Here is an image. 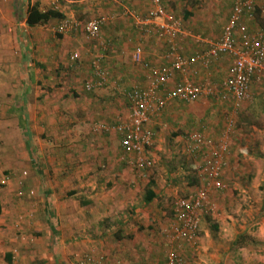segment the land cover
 <instances>
[{"label":"crops","instance_id":"0c3cea01","mask_svg":"<svg viewBox=\"0 0 264 264\" xmlns=\"http://www.w3.org/2000/svg\"><path fill=\"white\" fill-rule=\"evenodd\" d=\"M164 2L180 21L175 44L185 58L219 39L231 13L214 21L189 7L185 20L177 17V0ZM35 4L59 16L28 26L27 9ZM149 8L148 0H0V186L10 184L11 173L24 197L0 196V264H165L169 246L162 231L173 222L176 196L198 187V161L185 154V138L203 131L220 140L221 117L231 103L217 95L190 103L170 97L182 80L175 72L162 92L165 108L147 125L154 133L153 165L145 179L139 176L113 126L129 119L126 93L149 83L148 69L133 61L134 48L141 46L150 67L169 64L164 39L143 33ZM95 18L104 22L99 40L92 41L82 26ZM67 20L80 26L58 32ZM99 54L107 82L86 91ZM230 69L231 59L223 55L208 68L197 62L188 79L219 92ZM250 89L252 100L239 112L253 115L252 130L226 139L222 180L242 188L250 175L235 173L253 171L251 187L260 199H216L228 194L211 192L222 212L201 218L196 241L181 251L186 264H264V76ZM97 126L111 129L95 131ZM151 183L154 196L147 202Z\"/></svg>","mask_w":264,"mask_h":264},{"label":"built area","instance_id":"2783aa9c","mask_svg":"<svg viewBox=\"0 0 264 264\" xmlns=\"http://www.w3.org/2000/svg\"><path fill=\"white\" fill-rule=\"evenodd\" d=\"M148 1L150 8L142 20L147 25L143 33L164 39L169 47L164 59L169 64L159 68L150 67L148 63H143L141 46L134 48L133 61L148 69L149 83L144 88H133L126 93L129 101V119L113 126L120 137L119 146L122 152L134 156L131 163L139 176L144 178L145 171L153 165L150 151L154 133L147 125L151 117L165 108L166 99L163 98L162 92L175 72L182 75V80L175 85L170 97L190 103L217 95L223 101L228 100L231 103L220 140L207 138L203 131L191 132L185 138V154L192 161H198L195 172L198 187L176 200L173 222L162 231V237L169 246L165 264H186L181 254L182 246L196 241L200 221L205 214H216L217 208L210 200V192L225 189L222 173L227 166L226 157L229 152L226 139L235 127L233 116L243 103L252 100L251 83L264 76V0H233L231 13L220 38L209 43L206 51L190 58L183 57L176 49L175 40L181 33L180 21L169 14L164 7V0ZM256 11L261 18V25L249 28L244 21H253ZM103 22V18L92 19L84 23L82 31L88 39L97 41ZM79 26L77 22L67 20L60 25L58 32L67 33ZM223 55L230 57L231 69L228 78L219 83V92H216L210 83L197 84L188 79V73L197 62L208 68L212 60ZM77 57L74 54L70 59L74 61ZM101 59L102 54H99L91 63L95 81L85 85L86 91L102 87L107 82V72L100 66ZM109 129L111 128L108 126L94 128L95 131L104 132ZM80 264L89 263L82 261Z\"/></svg>","mask_w":264,"mask_h":264},{"label":"rangeland","instance_id":"374dc122","mask_svg":"<svg viewBox=\"0 0 264 264\" xmlns=\"http://www.w3.org/2000/svg\"><path fill=\"white\" fill-rule=\"evenodd\" d=\"M231 5H232V0H177V17H179L178 16L179 13H180V16H181V13L185 9L187 10L190 7V8H192V10H193V8H197L198 10L199 9L202 10V12H198L199 14H201V13H203L205 15L206 14H208V15L211 14L214 17L213 18L214 21L215 20L219 21L220 18H224L226 16L228 10H230V8H231ZM215 6H217V8L214 10ZM203 14H201V15H203ZM205 15H203V16H205ZM253 22L257 26V25H259L260 20H258V22H257V19L254 18ZM0 99H2V98H0ZM257 106L258 105H255V107H257ZM258 109H259V107H258ZM239 110H238L237 114L233 116V119L235 121V127L231 131V133L229 134V137H231V135L233 133H235V135L236 134L238 135L239 133L240 134L242 133V135H243L244 133H249L250 132L249 130H252V128L250 127V125L248 123H249V119L254 118L253 115H251V117H250V116H248V113L243 112V114L240 116ZM250 111L252 112V109H250ZM226 112L227 111L225 110L223 112L224 114L221 117L223 119L224 125H225V122H226V118L229 115V112L228 113H226ZM224 130H225V127H224ZM221 136H222V134H221ZM239 137H241V136H239ZM246 163L248 164V162H246ZM246 163L243 166H245L247 168ZM249 165H251V164H249ZM252 172L253 171H250L249 173L245 172V174H243L244 172L235 173V175L239 174V175H241L243 177H246L247 175H250V178L246 177V178L243 179V181L245 183V187L240 188V186L237 187L236 185H232V184L228 185L227 183L224 182L225 189L223 191H220V192L217 191V192H215V194L216 193L221 194V193H225L226 192V194H228V195H225L224 197H217L216 199H260V193H255L256 189L254 190L251 187L252 186L251 184L253 182L252 181V174H253ZM6 175L9 178L10 184L9 185L5 184V185H1L0 186L1 199H24L23 196L21 197V195H19V194L17 195L18 189L20 188V185H18L17 178L13 177L11 175V173L10 174L7 173ZM145 177H146V175H145ZM245 181H247V184H246ZM211 192H214V191H211ZM211 192H210V198H211L210 200L216 205V208H217L216 214H217V212H222V209L220 210L217 207V203H219V201L217 202V200L215 201L214 197H213L214 199L212 198ZM136 196H137V199L140 198V192H136ZM183 196L184 195L179 193V196H176V198L178 199V198H181ZM172 199H175V198H172ZM167 209H169V208H167ZM185 246H187V245L186 244L183 245L182 248H185ZM164 255H165V253H163V256ZM160 257H162V254L160 255Z\"/></svg>","mask_w":264,"mask_h":264},{"label":"trees","instance_id":"16d2710c","mask_svg":"<svg viewBox=\"0 0 264 264\" xmlns=\"http://www.w3.org/2000/svg\"><path fill=\"white\" fill-rule=\"evenodd\" d=\"M232 4H233V0H232ZM164 7L166 8L165 2H164ZM190 14L191 13L188 11H183L181 13V16H182V18H184L186 20L187 18H189L191 16ZM254 15H255L256 19L258 18V20H260V25H261V18L259 17V15H257V11ZM52 16L58 17L59 15H58V13L53 12V11L40 12L38 10L37 5L35 4L33 6L28 7V9H27L26 24L28 26H35L38 24H42V23H45L46 21H48ZM152 186H153V183H151L150 188L147 189V196L145 197V200L147 202L151 201L153 199V196H154V194L152 192ZM0 214H1V204H0Z\"/></svg>","mask_w":264,"mask_h":264}]
</instances>
